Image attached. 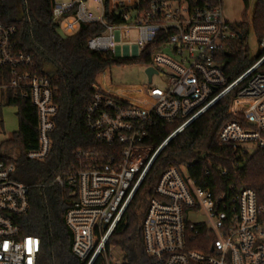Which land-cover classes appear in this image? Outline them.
Masks as SVG:
<instances>
[{"label": "built area", "instance_id": "2783aa9c", "mask_svg": "<svg viewBox=\"0 0 264 264\" xmlns=\"http://www.w3.org/2000/svg\"><path fill=\"white\" fill-rule=\"evenodd\" d=\"M52 13L65 34L76 33L82 24H101L104 30L87 41L90 50L127 61L148 54L147 68L156 70L149 84L136 91L139 102L102 88L96 80L85 121L110 150L79 152L77 164L39 184L70 187L73 201L65 217L79 260L93 264L103 255L105 264H114L110 239L154 161L215 103L231 94L228 111L242 116L220 126L222 144L243 155L264 150V50L229 82L220 53L229 51L237 31L221 6L198 0H53ZM114 14L119 21L112 19ZM127 28L137 31V39L122 45ZM161 33L165 39L148 52ZM17 34L16 24L5 22L0 12V108L2 92L30 99L37 108L39 145L24 154L0 146V264H36L41 238L24 235L19 222L29 210L34 185L15 177L16 161L22 154L37 161L50 155L57 105L51 74L34 68L33 57L17 47ZM261 42L264 47V38ZM155 75L166 78L162 87L153 85ZM158 120L177 126L154 149L143 141ZM199 214L205 216L191 220ZM142 232L153 264H264V202L256 190L233 183L215 194L192 178L185 165L159 175Z\"/></svg>", "mask_w": 264, "mask_h": 264}, {"label": "trees", "instance_id": "16d2710c", "mask_svg": "<svg viewBox=\"0 0 264 264\" xmlns=\"http://www.w3.org/2000/svg\"><path fill=\"white\" fill-rule=\"evenodd\" d=\"M198 1L200 5H222V0ZM244 4V18L235 25L231 24L237 31L235 41L231 42L232 50L220 53L222 68L229 82L245 72L262 55L256 60L248 55L245 40L250 22L247 17L249 0H244ZM52 6L53 0H0V12L5 22L17 26V47L33 57L35 69L51 74L53 98L57 105L50 155L45 161L27 159L24 152L39 145L37 108L30 99L19 95L13 97L11 91L2 92L1 104L18 108L19 128L12 132L1 147L6 151L12 148L22 151L23 154L16 161L15 177L34 185L29 193V210L19 217V222L24 235L32 234L41 238L36 264H85L72 251L74 236L65 217L73 201L70 187L61 188L56 184L41 187L39 184L51 182L63 168L77 164L79 152L106 153L110 150L88 130L85 109L96 91L93 86L97 75L102 76L111 65L124 60L88 48V39L104 30L101 24H82L76 33L65 34L53 20ZM21 12L25 14L24 18L17 21ZM112 19L119 21L116 14ZM251 20L261 42L264 38V1L259 0L255 4ZM165 37L161 33L149 46L148 52L155 49ZM236 45H239L238 51ZM148 58L147 54L140 61L145 62ZM48 66L52 70H48ZM232 98L230 94L215 103L173 137L158 155L110 239V244L119 246L123 251V261L116 264H153L144 249L142 222L150 199L155 195L157 179L168 167L185 165L192 178L210 187L215 194L226 190L233 183L236 187H253L260 201L264 202V150L243 155L218 139L220 126L224 122L242 119L240 114L228 111ZM237 104L238 101L234 107ZM176 126L177 123L158 120L149 129L143 144L158 148ZM93 264H105L104 256L100 255Z\"/></svg>", "mask_w": 264, "mask_h": 264}, {"label": "rangeland", "instance_id": "374dc122", "mask_svg": "<svg viewBox=\"0 0 264 264\" xmlns=\"http://www.w3.org/2000/svg\"><path fill=\"white\" fill-rule=\"evenodd\" d=\"M259 0H249L247 17L249 19V29L246 33V40L248 45V55L251 59L256 60L261 53H263L264 47L261 42H259L258 35L252 25V13L255 4ZM264 1V0H260ZM221 9H223L224 17L231 24H236L241 21L245 13L244 0H222ZM137 39V31L135 29H123L121 44H132ZM234 39V38H233ZM229 40L228 49L232 48L231 42L235 41ZM238 44V43H237ZM232 50V49H231ZM235 50V47H234ZM239 50V45H236V51ZM123 60V59H121ZM48 70H52L51 67H47ZM147 62L142 61H127L124 60L122 63H116L111 65L102 76L99 74L96 80L104 89H109L112 91L122 90L125 92L123 95L135 97L139 95L136 92L138 89H144L145 85H148L150 80L146 72ZM100 76V77H99ZM153 85L162 87L165 79L163 76L155 75L153 77ZM131 91V92H129ZM135 92V93H134ZM18 108L15 105H2L0 108V146L4 141L10 138L12 132L19 128V116L17 115ZM204 214H199L197 216H192V221H197L200 217H204ZM113 263H120L123 261V251L119 246H113Z\"/></svg>", "mask_w": 264, "mask_h": 264}, {"label": "water", "instance_id": "95a60500", "mask_svg": "<svg viewBox=\"0 0 264 264\" xmlns=\"http://www.w3.org/2000/svg\"><path fill=\"white\" fill-rule=\"evenodd\" d=\"M117 12H118V14H120V11H117ZM24 15L25 14L23 12H21L20 16L17 18V21H22L24 18ZM146 72H147L148 78L150 79L152 76V73L156 72V70L153 67H148L146 69Z\"/></svg>", "mask_w": 264, "mask_h": 264}, {"label": "crops", "instance_id": "0c3cea01", "mask_svg": "<svg viewBox=\"0 0 264 264\" xmlns=\"http://www.w3.org/2000/svg\"><path fill=\"white\" fill-rule=\"evenodd\" d=\"M114 92H116L117 94H119L121 97H124V98H126V99H131V100H134V101H137V102H139L140 101V96L138 95L137 96V93L135 94L136 96L135 97H132V96H125V95H123V94H125V92L124 91H122V90H118V91H114ZM129 92H131V91H129ZM135 93V92H134Z\"/></svg>", "mask_w": 264, "mask_h": 264}]
</instances>
